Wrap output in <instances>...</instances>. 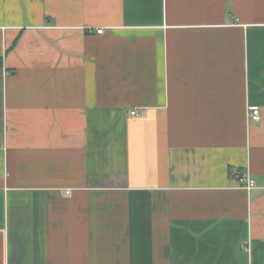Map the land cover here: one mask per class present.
<instances>
[{"label":"crops","instance_id":"obj_1","mask_svg":"<svg viewBox=\"0 0 264 264\" xmlns=\"http://www.w3.org/2000/svg\"><path fill=\"white\" fill-rule=\"evenodd\" d=\"M0 264H264V0H0Z\"/></svg>","mask_w":264,"mask_h":264},{"label":"built area","instance_id":"obj_2","mask_svg":"<svg viewBox=\"0 0 264 264\" xmlns=\"http://www.w3.org/2000/svg\"><path fill=\"white\" fill-rule=\"evenodd\" d=\"M97 31H98V33H102L104 31V29H98ZM132 114L138 115L136 111H132ZM248 116L252 120H255V121L260 120V117H261L260 107L258 105L250 106ZM240 184H241V186L246 187L247 189H252V188L256 187L255 179L250 177V176H246V175L240 177ZM66 193L68 195H71L72 191L67 190Z\"/></svg>","mask_w":264,"mask_h":264}]
</instances>
